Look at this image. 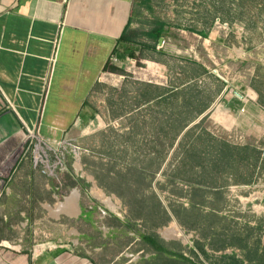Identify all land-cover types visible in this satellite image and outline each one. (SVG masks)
I'll use <instances>...</instances> for the list:
<instances>
[{"label": "rangeland", "instance_id": "374dc122", "mask_svg": "<svg viewBox=\"0 0 264 264\" xmlns=\"http://www.w3.org/2000/svg\"><path fill=\"white\" fill-rule=\"evenodd\" d=\"M152 5L143 4L136 32L145 38L148 27L166 23L157 43L164 52L147 58L173 91L157 89L162 98L128 114L127 91L139 87L142 104L148 94L143 83L130 84L115 110L122 116L81 138L78 157L108 206L135 232L185 255L183 264H264V0ZM143 54L129 61L147 73ZM97 260L119 264L110 254Z\"/></svg>", "mask_w": 264, "mask_h": 264}, {"label": "crops", "instance_id": "0c3cea01", "mask_svg": "<svg viewBox=\"0 0 264 264\" xmlns=\"http://www.w3.org/2000/svg\"><path fill=\"white\" fill-rule=\"evenodd\" d=\"M152 1L0 0V264H98L97 256L108 254L119 264L152 256L147 264H183L185 257L159 239L166 249H157L108 206L80 152L67 156L64 171L50 174L34 164L28 137L32 129L52 147L60 139L79 144L122 116L115 110L130 84L143 83L148 94L142 104L141 89L128 90V114L173 91L167 79L157 81L162 67L147 58L149 51L146 73L118 46L126 35L129 47L159 48L136 32L147 14L143 4ZM151 88L165 94L151 96ZM249 100L242 99V108Z\"/></svg>", "mask_w": 264, "mask_h": 264}, {"label": "built area", "instance_id": "2783aa9c", "mask_svg": "<svg viewBox=\"0 0 264 264\" xmlns=\"http://www.w3.org/2000/svg\"><path fill=\"white\" fill-rule=\"evenodd\" d=\"M28 137L32 142L34 164L42 163L45 171L50 174L57 175L59 171L66 169L67 156L70 153L77 154L82 148L70 139L56 140V147H52L48 139L32 129H29ZM52 151L55 153L54 159L51 157Z\"/></svg>", "mask_w": 264, "mask_h": 264}, {"label": "trees", "instance_id": "16d2710c", "mask_svg": "<svg viewBox=\"0 0 264 264\" xmlns=\"http://www.w3.org/2000/svg\"><path fill=\"white\" fill-rule=\"evenodd\" d=\"M164 27H165V23L162 22V21H158V22H157V25H156L154 28H152V29L149 30V31H143V33H144L147 37H149L151 40H153V41H155V42H158L159 39H160V37L163 35ZM196 31H197L198 33L204 35V36H208V35H209L208 32L203 31V30H196ZM126 39H127L126 35L124 36V38H123V35H122V37H120V41H122V42H121L120 45H118V46H124V53H126V54L129 55V56H132V57L138 58V57L142 56V54H143L144 51H149V52H150L149 55L153 57V56L155 55L156 52H160V53H161V52H164V51H162L161 49L157 48L156 45H154V46H150L149 44L144 43V42H139L138 45H136L134 48L129 47V46L127 45V41H126ZM137 49H138V51H137ZM149 49L152 50V51H150ZM205 109H206V108H204V109H202V110H199V113H202ZM249 147H251V146H249ZM252 148H253L255 151H257V155H256L257 157H256V160H258V159H259V154H258V153H260V152L257 150V147H254V146H253ZM142 238H143L145 241H147L148 243L154 245V246H155L157 249H159V250H165V249H166V248L164 247V245L161 244V243L158 241V239H157L155 236L151 235V234H146V233H144V234L142 235ZM168 251H169V250H168ZM170 252H172L173 254H177V255H179V256H183V257H185V255H183L182 253H179V252H177V251H170ZM185 258H187V257H185Z\"/></svg>", "mask_w": 264, "mask_h": 264}, {"label": "water", "instance_id": "95a60500", "mask_svg": "<svg viewBox=\"0 0 264 264\" xmlns=\"http://www.w3.org/2000/svg\"><path fill=\"white\" fill-rule=\"evenodd\" d=\"M161 40H164V38H163V37H161V38H160V41H161Z\"/></svg>", "mask_w": 264, "mask_h": 264}]
</instances>
